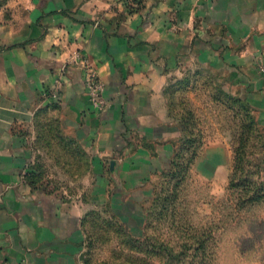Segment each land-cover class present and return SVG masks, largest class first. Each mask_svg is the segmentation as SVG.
<instances>
[{
	"label": "crops",
	"instance_id": "1",
	"mask_svg": "<svg viewBox=\"0 0 264 264\" xmlns=\"http://www.w3.org/2000/svg\"><path fill=\"white\" fill-rule=\"evenodd\" d=\"M130 2L10 0L0 21V264L82 263L83 208L27 182L35 139L56 145L50 129L110 181L101 194L110 185L153 194L179 139L167 91L188 72L219 73L264 124V0ZM75 54L104 84L101 111ZM190 104L200 119L203 109ZM218 162L208 157L200 175H216Z\"/></svg>",
	"mask_w": 264,
	"mask_h": 264
},
{
	"label": "rangeland",
	"instance_id": "2",
	"mask_svg": "<svg viewBox=\"0 0 264 264\" xmlns=\"http://www.w3.org/2000/svg\"><path fill=\"white\" fill-rule=\"evenodd\" d=\"M9 4L10 0H0V21L8 19ZM188 75L205 86L199 88L197 97L187 95L203 109L197 122L204 134V146L179 199L163 213L164 217H159L157 210L145 219V210L153 205L150 192L125 194L110 185L108 194H101V182L106 185L110 181L92 175L90 156L84 149L67 147L65 156L59 158L62 153L56 145L47 148L41 137L37 142L35 139L34 162L30 165L35 174L30 179L32 186L85 211L91 234L81 264H264V200L243 206V194L229 187V177L235 173L233 157L239 126L247 122L246 116L255 124L237 178L264 184V124L249 107L234 102L227 85L218 82L219 73L195 70ZM217 86L226 98L218 95ZM206 149L207 156L203 155ZM214 155L219 160V168L213 170L216 175L202 177L198 170ZM205 168L213 169L209 163ZM148 197L142 212L138 203ZM111 208L132 235L145 234L147 241L141 246L146 253L138 255L125 244Z\"/></svg>",
	"mask_w": 264,
	"mask_h": 264
},
{
	"label": "trees",
	"instance_id": "3",
	"mask_svg": "<svg viewBox=\"0 0 264 264\" xmlns=\"http://www.w3.org/2000/svg\"><path fill=\"white\" fill-rule=\"evenodd\" d=\"M189 73L190 72H188L185 77L181 79V81L172 84L167 91L169 113L170 117L174 121H176L179 126V139L178 142H176V144L174 145L173 155L167 169L164 171L158 182H156L157 184L155 183V189L153 188L154 192H152V195L154 197L152 199L153 205H151L150 208L146 210L145 219L147 215L149 217L151 215H154L153 213L157 210L160 212L158 214L159 217H164L165 214L163 213H165L169 209V207L174 205V202L179 199L180 190L184 186L190 174V171L196 164L199 154L204 146V134L201 130V127L198 126L199 124L197 122V116L194 113V110L192 109L190 104V100L187 96L189 93L200 90L199 88H202V86L204 85H201V82H199V80H196L188 75ZM216 88L218 91V95L221 93V96L226 98V94L220 91L219 86H217ZM179 97H183L187 101L185 100V102ZM211 98L213 100H215V98L219 99L218 96H211ZM233 98L231 97L230 99H233L234 102L241 105V107L243 105L246 108L249 107V109L252 111V109L246 102L241 103V99L238 97L236 98L235 96H233ZM245 119L247 122H243L239 126L238 144L235 150V155L233 157L235 173L232 174L233 176L231 175L229 177V187L231 188V190H238L243 194L241 195L243 196L241 198V201L243 200L241 205L243 206L245 204H253L264 200V184H255L249 180L243 179L242 177L237 178L236 174L243 170L245 158L244 149L247 146V142L250 139L251 133L253 131L252 126H254L255 124L253 118H249L246 116ZM48 135L52 140H54V142L56 141V146L62 153V155L59 154V158L65 156V149H67V147L80 149L76 143L68 138L64 139L56 130L50 129L48 131ZM50 146H48L47 148H49ZM33 176H35V174L32 170L27 175V182L31 186L32 182L30 181V179H32ZM158 202L161 203V209H159ZM111 213L113 215L112 218L116 219L119 223L118 227L121 231V236L125 237V244H127V246L131 250L135 251L138 255L146 253L145 250H143L145 248H142L143 243L145 244L147 241V238H144L145 234L142 233V236L132 235L126 228V225L123 223V221L114 212L111 211ZM82 227L85 233L86 246L87 241L90 240L89 234H91L87 226L86 215L83 217ZM145 228L146 226L144 227V229ZM148 240L151 239L148 238Z\"/></svg>",
	"mask_w": 264,
	"mask_h": 264
},
{
	"label": "built area",
	"instance_id": "4",
	"mask_svg": "<svg viewBox=\"0 0 264 264\" xmlns=\"http://www.w3.org/2000/svg\"><path fill=\"white\" fill-rule=\"evenodd\" d=\"M130 3H131L130 6L131 8L137 7L135 0L134 2H130ZM73 60L77 64H79L82 67V69L85 70L84 84L88 91L89 100L97 111H101L105 105V101L103 98L104 84L98 79L95 70H93L90 66H88L86 60L80 58V56L76 54L73 57Z\"/></svg>",
	"mask_w": 264,
	"mask_h": 264
}]
</instances>
